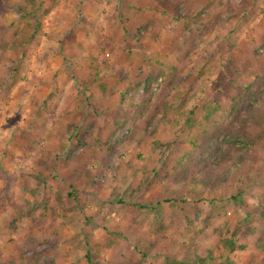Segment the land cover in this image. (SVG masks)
<instances>
[{"label": "rangeland", "instance_id": "rangeland-1", "mask_svg": "<svg viewBox=\"0 0 264 264\" xmlns=\"http://www.w3.org/2000/svg\"><path fill=\"white\" fill-rule=\"evenodd\" d=\"M49 1L0 0V165L23 173L20 196H0V264H88L87 255L97 264H165L195 253L211 264H264L254 244L264 243V225L251 214L264 205V0H134L142 10L121 21L127 30L114 29L119 18L98 0H55L74 19L84 10L81 32L74 21L57 32ZM58 72L85 83V93L78 80L71 85L76 114L47 107L57 91L36 94L33 106L16 93L28 80L50 89L41 84ZM176 94L182 120L193 113L190 130L179 110L167 111ZM19 127L37 133L14 138ZM236 130L256 145H220ZM15 141L23 150L4 149ZM200 179L221 186L191 190ZM32 191L43 198L29 210ZM42 230L47 238L37 239ZM232 238L243 249L229 254L223 240Z\"/></svg>", "mask_w": 264, "mask_h": 264}, {"label": "crops", "instance_id": "crops-1", "mask_svg": "<svg viewBox=\"0 0 264 264\" xmlns=\"http://www.w3.org/2000/svg\"><path fill=\"white\" fill-rule=\"evenodd\" d=\"M80 2L81 3H79V4L81 5L82 3H84V0H81ZM98 2L100 4L102 3L103 5L107 4L108 8L113 9L112 14H115L119 18L117 20L116 24H113L114 29L122 27L121 25L123 23L121 21H123L124 23L132 21V19L134 17L133 13H135V11L138 12V10H136L135 8L142 10V8L140 6L139 7L137 6V4L134 2V0H98ZM48 7L52 9L51 12L53 14L52 13L51 14L53 15V21L55 22L54 26L55 27L60 26V29L56 28L57 32H69V30H68L69 27H67V23H69L70 21H74L73 27H75V29H77L73 32H81L84 28H88L87 19H85V17H84V10H83V15L80 12L81 17L79 20H77V19H74L75 17H72L73 13L70 12V10L66 11L64 9H62V10L57 9L58 5L55 4V0H50ZM126 11H128V12L126 13ZM111 12H112V10H110V12L106 14V17L107 16L110 17ZM74 14H75V12H74ZM154 15H155V13H153V19L155 17ZM103 17H105V15H103ZM97 19L99 20L100 23L103 21L102 18H97ZM122 29L127 30L128 29L127 24H125L122 27ZM85 32H88V30H85ZM106 64H108V63H106ZM111 65H114V64H110V67L112 68ZM106 67H108V66L106 65ZM61 72H63V71H61ZM61 72H58V74H59L58 76L51 77V78L49 77V79H46V81H45L46 83L41 84V86L42 85L51 86L50 89L44 88L45 90L44 89L38 90L36 88V84H33L31 81L28 80V81H26L27 82L26 85L25 84H21L20 86L18 85L19 86L18 89L20 91L17 90L16 93H20L21 96L23 95V102H27L26 104H28L29 106L31 104L33 106L34 100H36V99H33V97L36 96V94H41L42 96H47V95H50L53 91H57L58 94L51 97L49 99V101H47V107L51 108L53 110L60 111V113L66 114V115L67 114L71 115L72 112L76 114V112L79 111V108H77L76 110L74 109L73 102L70 100V97H72L73 100L76 97L79 98V96H78L79 90L75 87L71 91V87H72L71 85H73L76 80H78V82H77L78 84L79 83L85 84V83L82 82V80L78 76L75 79H73L74 81H70V79L66 75H64V73H61ZM5 82L8 83L9 81H5ZM5 82L1 83L2 88L5 84ZM93 82H94V84L96 83L95 85H97V86L104 85L103 83H105L102 80L100 81L98 79L93 80ZM77 83H75L74 85L78 86ZM110 83L111 84H109V85L118 84V82L115 80H112ZM109 89H110V92H114V93H116V91L118 90L117 88H110V87H109ZM23 91H25V92H23ZM44 92H46V93H44ZM18 99H19V97L16 96L15 101H17ZM41 102L43 103V101H41ZM14 106L15 105L10 104V107L14 108ZM28 109H29L30 113L34 112L33 107H32V109H31V107H29ZM35 109H36V107H35ZM71 109H74V110H71ZM29 122H31V120L27 121L25 119V121H24L25 124H27V125L29 124L28 126H32V124H30ZM65 122H67V121H65ZM20 129H21V127H19L17 131H14V135H13L14 138L21 137L24 132H35V133H37V131H35V128H33V127H31L30 130H25V129L20 130ZM20 133H21V135H20ZM16 142L17 141H15L14 144L9 143L8 146H4V149L5 150H8V149L14 150L15 152H17L18 149L23 150V147L20 146V144L17 145ZM29 146H30V144H29ZM2 154H3V156L5 155L4 157H6L7 152L5 153L3 151ZM14 155H16V153ZM40 155L42 156V154H40ZM7 158H11V157H7ZM4 160L7 163L9 159L7 160L5 158ZM37 160L43 161L42 159H38V158H37ZM11 161L15 162L16 156L13 157ZM31 166H32V164H31ZM36 166H37V164H36ZM22 175H23V173H22L21 169L16 170L15 168H11L9 164H7L5 166L0 165V196L2 197V199L7 197L8 201H11L12 199H15L16 197L20 196L19 192H21V189H22V187H21ZM13 215L16 216L15 213ZM1 218L3 220H1ZM4 226H6V224L4 223V217H0V228L4 227ZM34 229H36V226H34ZM36 232H38V231H36ZM32 234L34 235V233H32ZM35 237L37 239H40V238L43 239V238H47V235L42 230L41 232L36 233Z\"/></svg>", "mask_w": 264, "mask_h": 264}, {"label": "trees", "instance_id": "trees-1", "mask_svg": "<svg viewBox=\"0 0 264 264\" xmlns=\"http://www.w3.org/2000/svg\"><path fill=\"white\" fill-rule=\"evenodd\" d=\"M30 6L32 7V4ZM31 13H32V10H30L27 15H30ZM26 25H30V24L27 23ZM36 30L37 29H33V32H31V34L29 36L23 35L22 42L24 44H26L30 40H32V38L35 35ZM22 33L25 34L26 32H22ZM80 87L82 88V92L85 93V90L83 88V84H81ZM174 98H175V102L167 104V109H168L167 111H169V112L175 111L176 112L177 110H179L180 111V116L177 115V117H179V118L176 117L177 119L176 118L175 119L178 120V121H183L184 125L188 128V130L194 128L195 127V121H193L192 118H191L193 113L190 111L189 112L190 115L185 117V120H182V117L184 118L185 115L183 114V112H181L182 106L180 105V102H179L180 101V97H178V94H176V95H174ZM167 111H166V114H167ZM207 112L208 113H207L206 119H209L213 115L214 110H208ZM153 144H154V149L155 150H159L160 151V149L162 147H164L157 140H154ZM220 145L227 146V147L237 146V147H240V148H245L248 151L249 149H251L256 144H255V142L253 140H251L250 136L245 131L244 132H240L239 130H236V131H234L233 134L230 135L229 138H223L220 141ZM172 146H173L172 143L165 144V148H166L165 152L169 153V149ZM190 146L192 148L199 149L198 146H197L196 140L190 142ZM222 161H223L222 159L220 161L218 160L217 162H216V160H214L212 162V165L214 166L213 170H216L215 166H218V164L223 163ZM263 166H264V161H263ZM237 168H238V164L237 163L235 165H232L230 173H234ZM39 175L40 174H38V176ZM200 180H202V181H200ZM200 180L193 182V184L191 185V190L198 191L199 188H202V187L218 188V187L221 186L219 184V182H217V181H216L217 183H214V186L212 187L210 185L204 184L205 182H203V179H200ZM38 183H39V185L43 184V182H39V181H38ZM32 194H34L33 191H32ZM34 196H35V202H33L30 205H27V207H30L29 210H31V209L34 210V208L37 205L36 201L43 198V195L40 194V193L39 194L36 193V194H34ZM68 196H72V194H68ZM184 201L185 200H181V202H184ZM211 201H213V199L208 200L209 203H211ZM168 202H169V200H163V203H168ZM195 203H197V202L195 201ZM160 205H161V203H155V204L152 205V208L150 209V211L152 212L154 217L160 218V215H161L160 214V210H159V208H157ZM131 206H133V205H131ZM196 210H197V208H196ZM251 214L255 215L257 217V221L261 222V224L264 225V205H261L256 212L251 213ZM248 215H250V214H248ZM254 229H256V228L255 227L252 228V231H250V232H254ZM223 241H224L223 242V249L226 248L225 250L229 254L234 252L235 250H242L243 249V246H235L234 245L233 238L232 239H224ZM254 244H256V248H258V249L261 248L260 250L264 251V243H262V244L258 243L257 244V243L254 242ZM219 257L220 258L222 257V253L219 254ZM87 260H88V264H97L94 261L92 262L91 258L88 257V255H87ZM165 264H211V259L202 258L200 255H197L195 253L193 255V258L191 260H189V261L183 262V261L171 260V259L167 258L166 261H165Z\"/></svg>", "mask_w": 264, "mask_h": 264}]
</instances>
